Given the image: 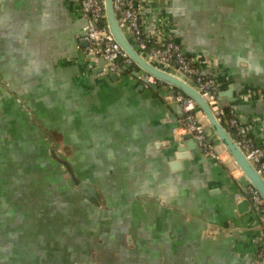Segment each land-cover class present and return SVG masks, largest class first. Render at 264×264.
I'll list each match as a JSON object with an SVG mask.
<instances>
[{
  "label": "crops",
  "instance_id": "1",
  "mask_svg": "<svg viewBox=\"0 0 264 264\" xmlns=\"http://www.w3.org/2000/svg\"><path fill=\"white\" fill-rule=\"evenodd\" d=\"M81 1L0 0V264H264L224 145L177 158L174 89L96 73ZM145 4L146 34L180 42L264 144V0Z\"/></svg>",
  "mask_w": 264,
  "mask_h": 264
},
{
  "label": "built area",
  "instance_id": "2",
  "mask_svg": "<svg viewBox=\"0 0 264 264\" xmlns=\"http://www.w3.org/2000/svg\"><path fill=\"white\" fill-rule=\"evenodd\" d=\"M113 6L127 38L142 57L155 66L173 72L198 89L220 122L264 177V144L253 137L249 127L241 122L233 108L221 104L217 80L197 64L195 57L186 52L180 42L167 37H149L146 34L142 19L147 9L145 0H114ZM80 11L85 19L82 40L86 42V46L80 49L90 58L105 60L99 75H111L132 64V59L110 32L105 13V0H82ZM131 70L139 71L136 66ZM143 77L148 82L157 84L153 76L142 73L139 78ZM176 98L183 109L181 128L185 133L193 136L204 156L220 161L221 150L215 141V136L207 132L197 103L182 92H178ZM247 192L251 194L252 202L258 207L260 217L264 221L262 196L252 185H248ZM257 257L264 258V232L258 238Z\"/></svg>",
  "mask_w": 264,
  "mask_h": 264
},
{
  "label": "water",
  "instance_id": "3",
  "mask_svg": "<svg viewBox=\"0 0 264 264\" xmlns=\"http://www.w3.org/2000/svg\"><path fill=\"white\" fill-rule=\"evenodd\" d=\"M113 1L114 0H105L107 23L111 34L122 47L123 51L132 59L133 63L125 66L118 72L112 73L111 77L113 79H117L120 77V75L126 72H131L136 78H139V76L144 73L153 76L157 80V83H161L165 87L174 89L175 93L172 96L173 100H177L176 96L178 92H182L185 95L191 97L197 103L198 107L200 108L201 115L205 118H202L203 123L210 127L211 133L210 131L207 132L212 136L218 137L219 141L222 143V145H224L226 151L230 155V158H232L233 164L243 173L244 177L248 181V185H252L260 193L264 200V177L258 172L257 168L247 158L246 154L230 135L226 127L220 122L208 101L204 98L201 92L187 80L175 75L169 70L155 66L142 57V55L129 41L124 30L122 29L117 13L113 6ZM104 63L105 60L100 58V66L96 68V73H99L102 70V65ZM133 66H136L139 71L131 70ZM142 81L145 84L150 85L152 88H156L157 86L156 84H151L148 82L145 77L142 78ZM231 93L232 91L228 92L229 95ZM177 142V158H190V151L197 147V142L193 136L189 133H185L183 135V139L181 138L180 140H177ZM186 148L188 149L186 150ZM243 192L244 197H242L241 202L238 204L239 212H250L251 208H254L258 215L261 216L258 207L253 204L251 199L252 196L249 192H247V188H244Z\"/></svg>",
  "mask_w": 264,
  "mask_h": 264
},
{
  "label": "flooded vegetation",
  "instance_id": "4",
  "mask_svg": "<svg viewBox=\"0 0 264 264\" xmlns=\"http://www.w3.org/2000/svg\"><path fill=\"white\" fill-rule=\"evenodd\" d=\"M21 105H23V104H21ZM30 116H31V115H30ZM57 160H58L59 164H60L62 167H63L64 165H65V166L67 165V167L70 166V163L65 162V160H64L63 158H58V157H57ZM68 169H69V174H68V171H67L66 169H64V170L66 171L65 174H66V175H69L70 177H72L73 181L76 180V179H75L76 174H75L74 170H73L72 168H68ZM73 191H75V188H74V187H73ZM89 193H90V192H89Z\"/></svg>",
  "mask_w": 264,
  "mask_h": 264
},
{
  "label": "rangeland",
  "instance_id": "5",
  "mask_svg": "<svg viewBox=\"0 0 264 264\" xmlns=\"http://www.w3.org/2000/svg\"><path fill=\"white\" fill-rule=\"evenodd\" d=\"M227 155H228V152H227Z\"/></svg>",
  "mask_w": 264,
  "mask_h": 264
}]
</instances>
